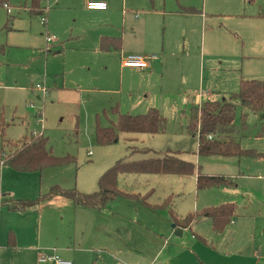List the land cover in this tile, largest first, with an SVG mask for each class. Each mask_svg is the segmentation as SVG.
<instances>
[{
  "label": "rangeland",
  "instance_id": "1",
  "mask_svg": "<svg viewBox=\"0 0 264 264\" xmlns=\"http://www.w3.org/2000/svg\"><path fill=\"white\" fill-rule=\"evenodd\" d=\"M183 1L202 5L204 0ZM223 2L205 0L208 15L210 11L212 16L227 15L208 21L207 31L202 27L192 41L180 34L169 39L177 50L184 44L183 72L169 73L168 66L162 79L157 74L148 82H140L135 75H124L121 80L116 63L90 50L91 21L75 11L81 0H8L10 14L0 7V142L16 144L26 137L43 136L53 157L69 160L39 173H18L0 163V199L34 200L52 186L92 194L98 190L100 176L119 160L176 155L194 166L191 175L121 176L118 188L148 195L150 204L169 199L170 208L181 218L233 204L236 217L222 234L215 235L210 221L199 218L182 237L171 235L168 246L180 241L205 264H264V137L260 136L264 120L237 106L233 123L239 129L238 146L246 151L240 156H198V136L186 130L190 108H199L209 95L210 101L228 98L239 92L242 80L264 81V0ZM42 14L45 24L40 22ZM167 58L173 67V58ZM36 86L47 95L42 97ZM114 108L131 116L156 110L165 128L154 135L115 133L114 142L100 143L96 128L116 124ZM198 172L227 178L232 185L198 190ZM59 202L68 204L67 218L72 221L74 207L67 200L43 204L40 214L28 211L23 215L30 223L26 245L38 254L57 257L51 249H61L54 235L38 238L44 230L35 222L41 217L45 228L51 221L60 224L64 205ZM113 203L124 206L126 201L117 198ZM60 233L71 235L73 246L85 243L86 234L73 222L62 226ZM2 234L0 221V243ZM192 234L202 249L190 248ZM253 252L258 253L257 259ZM93 255L90 264H102L101 251ZM0 264L13 263L7 257Z\"/></svg>",
  "mask_w": 264,
  "mask_h": 264
},
{
  "label": "crops",
  "instance_id": "2",
  "mask_svg": "<svg viewBox=\"0 0 264 264\" xmlns=\"http://www.w3.org/2000/svg\"><path fill=\"white\" fill-rule=\"evenodd\" d=\"M64 1L61 0V3ZM103 1L107 4V10L104 12L87 11L85 9L86 0H81L75 11L91 21L93 31L90 35V50L106 55L111 59L112 64L116 63L121 80L124 75H135L140 82H148L157 74L162 79L168 73V66H170L169 73L175 72L177 69L180 74L184 67L181 58L187 57L182 55L184 44L180 50H177L172 48L169 39L173 35L180 34L182 39L187 38L192 41L196 31L198 32L202 27L206 31L208 30L206 27L208 21L217 19L216 17H227L222 13L212 16L215 15L212 14L213 11H210L211 14L208 15L205 0L202 5L186 4L183 0ZM228 1L224 0L223 4L232 3ZM169 2L171 4H168ZM183 9H193L196 12L185 13L182 11ZM166 33L169 35L168 40H166ZM104 39L118 40L119 45L116 48L102 50L100 44ZM130 56H156L157 59L148 61L146 69L123 68V59ZM167 57L173 58V67ZM209 99H211L210 95L206 100ZM10 199L13 198L1 197L0 202ZM61 200L65 201L66 199L52 198L28 211H38L40 214L43 204H52ZM125 201L124 206L111 202L104 210L74 206L69 201L74 207L72 221L67 218L68 204L59 202L64 205L61 208L63 214L60 224L57 225L56 222L51 221L45 228L41 217L35 219L39 229L44 230L38 238L47 239L54 235L55 242H59L63 246L61 245L59 252L56 248H52L51 252H57V258L72 261L73 264H90L95 250L101 251L102 264H111V261L114 264H205L198 262L195 251L186 250L180 241L175 247L168 246L167 241L172 237L171 235H174L172 231L175 232L176 229H173L167 212L153 211L136 200L125 199ZM147 204L155 205L148 202ZM142 209H145L147 213L142 212ZM25 212H11L5 206L0 205V221L3 232L0 243V259L5 261L8 257L13 264H40L37 261L38 257L44 253L38 254L30 245H26L28 244L26 242L29 241L30 223L23 216ZM72 222L81 229L82 234H86L83 245L78 242L77 246H73L72 236L60 233L62 226L71 225ZM59 227L60 230L57 231ZM7 230L8 233L12 231L14 234L7 233L5 235ZM180 230L181 235L177 237H182L185 230L191 231L192 226ZM191 239L190 248L202 249L199 242H196V235L192 234ZM200 241L204 242V239ZM66 244H71L72 247L69 248ZM95 244H98V247ZM164 252L166 255L161 259ZM258 256V253H252L253 258L257 259ZM93 264H96V261Z\"/></svg>",
  "mask_w": 264,
  "mask_h": 264
},
{
  "label": "trees",
  "instance_id": "3",
  "mask_svg": "<svg viewBox=\"0 0 264 264\" xmlns=\"http://www.w3.org/2000/svg\"><path fill=\"white\" fill-rule=\"evenodd\" d=\"M8 0H0V7L6 5ZM185 13H195L193 9H183ZM118 40L104 39L100 49L108 50L116 48ZM237 106L247 109L254 114H259L264 120V81L242 80L239 92L231 94L228 98L220 100H205L201 106L190 108V118L186 130L196 133L198 136V156L217 155L222 157L240 156L246 154L239 148L237 138L239 129L234 125ZM117 116L116 124L107 128H96V138L100 143L114 142L115 133H148L151 135L162 132L165 128L163 117L156 110H150L144 115H122L116 108L113 109ZM3 128H1V131ZM208 136H213L212 140ZM216 136V137H214ZM264 137V125L260 132ZM218 137L222 139L217 140ZM8 148V149H7ZM5 149L6 152H5ZM0 163L18 173H39L49 166H58L68 163L67 160H59L52 156L47 149V139L43 136H30L23 138L16 144L0 142ZM254 156H257L254 154ZM260 156V155H259ZM64 162V163H63ZM194 166L182 161L176 155L166 154L138 161H117L98 179V190L92 194H82L75 190H65L58 186H52L47 193L34 200H4L0 205L5 206L11 212H25L35 209L39 204L52 198L66 199L74 206L104 210L116 198L123 197L136 200L153 211L167 212L173 229H188L197 219L205 218L211 222L212 230L220 235L233 221L236 215V207L233 204H223L217 207L205 208L200 212L188 213L179 217L170 206L169 199L160 205H148V195L140 196L136 193L122 191L118 188V179L121 176L140 175H191ZM232 183L224 177L196 175V188L211 189L229 187ZM150 194V193H149ZM199 239V238H198ZM200 240H202L200 238Z\"/></svg>",
  "mask_w": 264,
  "mask_h": 264
},
{
  "label": "built area",
  "instance_id": "4",
  "mask_svg": "<svg viewBox=\"0 0 264 264\" xmlns=\"http://www.w3.org/2000/svg\"><path fill=\"white\" fill-rule=\"evenodd\" d=\"M7 14H10V9L7 5H4ZM85 9L87 11H93V12H104L107 10V4L103 0H86L85 3ZM41 24H45V16L42 14V17L40 19ZM51 39L47 38L46 43H50ZM156 56H148V57H134L130 56L122 61V67L123 68H135V69H146L148 66V61H154L156 60ZM35 89L39 92H41L42 97H45L47 95V91L42 89L40 86H36ZM216 137V136H214ZM209 140L213 139V136H208ZM90 155V154H89ZM38 263L40 264H72L69 261L57 258L55 256H49L45 254H41L38 257Z\"/></svg>",
  "mask_w": 264,
  "mask_h": 264
},
{
  "label": "water",
  "instance_id": "5",
  "mask_svg": "<svg viewBox=\"0 0 264 264\" xmlns=\"http://www.w3.org/2000/svg\"><path fill=\"white\" fill-rule=\"evenodd\" d=\"M174 235H175V236H180V235H181V230H180V229L176 230V231L174 232Z\"/></svg>",
  "mask_w": 264,
  "mask_h": 264
}]
</instances>
